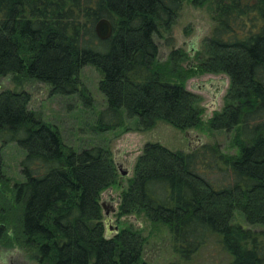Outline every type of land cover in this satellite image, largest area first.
Wrapping results in <instances>:
<instances>
[{"label":"trees","instance_id":"obj_1","mask_svg":"<svg viewBox=\"0 0 264 264\" xmlns=\"http://www.w3.org/2000/svg\"><path fill=\"white\" fill-rule=\"evenodd\" d=\"M184 1L0 0V77L44 83L51 95H78L88 107L92 96L80 72L93 66L107 101L98 129L133 119L142 131L159 121L185 131L203 126L200 97L186 81L198 72L226 74V104L208 125L235 132L238 154L212 144L187 153L148 142L120 213L167 226L186 262L214 239L229 264H264V0H214L215 25L196 68L182 66L187 55L180 50L162 63L156 42L161 29L176 23ZM102 18L113 24L108 40L95 32ZM31 101L20 87L0 91L1 147L25 151V180L9 185V208L0 207V238L34 250L39 264H145L141 231L128 227L107 236L101 193L120 176L110 150L66 146ZM236 213L262 229L234 223Z\"/></svg>","mask_w":264,"mask_h":264},{"label":"rangeland","instance_id":"obj_2","mask_svg":"<svg viewBox=\"0 0 264 264\" xmlns=\"http://www.w3.org/2000/svg\"><path fill=\"white\" fill-rule=\"evenodd\" d=\"M197 1V2H196ZM214 0H185L176 23L171 29H161L156 36L160 47V61L167 62L169 55L176 50L187 55L182 62L184 68L198 67V60L204 55V41L211 35L215 25ZM101 73L93 66H85L80 72L81 83L87 87L92 96V105L84 106L78 95H51L50 86L34 81L22 80L18 85L13 75L0 77V91L4 89L21 88L31 96V108L40 112L43 120L56 126L63 137L66 146L81 151L94 146H102L112 153L116 164L130 169L129 176H119L116 185L101 193V203L112 205L116 211L110 212L112 226L119 231L134 227L141 231L145 238L142 262L145 264H229L230 258L214 239L203 247L192 262H186L174 249V239L167 226L152 223L144 214L122 215L120 199L133 177L134 168L143 148L148 142H158L171 150L191 152L202 144L218 145L225 155L238 154L234 145L235 132L212 131L208 122L215 113L222 111L226 102L230 79L226 74L196 73L186 81V88L200 97L199 106L203 110V126L197 129L178 130L171 125L159 121L148 131L138 129L136 120L126 119L122 127L106 131L97 128L99 114L106 108L107 101L99 89ZM2 148L4 161V179L0 180V207L8 209L11 203L10 186L25 180L21 174L20 162L25 157V151L16 144H8ZM217 174L209 178H216ZM10 185V186H9ZM1 211V210H0ZM4 212H2L3 214ZM5 214V213H4ZM7 215V213H6ZM104 222L106 211L103 209ZM234 223L244 228L261 230V227L251 226L239 213H236ZM13 233L14 226L12 228ZM0 264H39L34 250L16 243L14 237L0 238Z\"/></svg>","mask_w":264,"mask_h":264},{"label":"water","instance_id":"obj_3","mask_svg":"<svg viewBox=\"0 0 264 264\" xmlns=\"http://www.w3.org/2000/svg\"><path fill=\"white\" fill-rule=\"evenodd\" d=\"M95 32L99 39L101 40H108L113 35V24L112 22L107 18L100 19L96 25H95ZM123 165L117 163L118 171L122 176H129L131 173L130 169H124L122 167ZM102 208L106 211V228H107V236L111 237L115 233L119 232V229L117 226H112V219L110 218V212L116 211V208H114L112 205L108 207L107 203H101Z\"/></svg>","mask_w":264,"mask_h":264}]
</instances>
